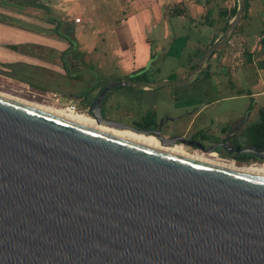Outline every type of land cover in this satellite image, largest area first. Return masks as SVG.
I'll use <instances>...</instances> for the list:
<instances>
[{"label": "water", "instance_id": "95a60500", "mask_svg": "<svg viewBox=\"0 0 264 264\" xmlns=\"http://www.w3.org/2000/svg\"><path fill=\"white\" fill-rule=\"evenodd\" d=\"M247 3L239 0L235 16L246 15ZM236 28L231 20L181 80L113 81L87 114L152 136L104 119L107 93L188 84ZM245 151L264 158V151ZM0 264H264V173L0 94Z\"/></svg>", "mask_w": 264, "mask_h": 264}, {"label": "rangeland", "instance_id": "374dc122", "mask_svg": "<svg viewBox=\"0 0 264 264\" xmlns=\"http://www.w3.org/2000/svg\"><path fill=\"white\" fill-rule=\"evenodd\" d=\"M48 3L60 23L64 26L67 24L73 29L71 31L74 37L72 42L76 43L74 46L76 56L81 62L79 69L86 70L87 73L81 80L64 76L44 82L39 80V77L29 78L27 75L36 71V66L17 62L7 65L4 73L27 81L31 87H19L0 82L1 91L49 104H53V100L48 98L46 100L44 96L47 93L52 95L56 92L62 97L63 104L72 99L82 110L78 100L79 96L88 95L93 86L101 88L120 79L181 80L191 72L193 64L190 62L198 59L197 53H200L201 58L204 55L202 43H205L210 35V30L206 29L208 26H205L206 28L200 33L199 29H195V24L187 19L184 23L170 16L164 17L163 6L158 7L155 0H132L126 13L144 7L150 15L156 14L155 10H159L161 19L159 22L154 20L149 23L147 21L144 23L146 24L145 31L141 32L139 28L146 12L131 18L126 26V31L130 32L131 36V41L129 39L128 42L123 38L121 25L117 23L120 16L114 6V0H50ZM215 7L218 10V6L215 5ZM235 7H238V0ZM42 14H44L42 11L38 12V16ZM79 14L83 17V22L76 25L73 20ZM216 17L219 16L213 15V18L216 19ZM242 20L243 17L239 25ZM38 24L51 28L50 24ZM150 24L152 31L149 28ZM189 26L192 28L190 29ZM248 32L250 38L246 43L249 50L253 45L263 43L261 41L264 38V15L262 13ZM142 34L150 37V46L143 44ZM150 51L153 54L151 58H148L147 54ZM257 54H252L253 59ZM214 55L208 59L198 76L188 84L156 88L120 86L109 92L107 104L119 111H149L156 112L158 115L163 112L177 115L187 106L190 108L192 104H195L200 112L192 114L193 117L196 115L194 119L200 125L211 128H217L226 124L230 118L245 116L248 113H251V117L258 116L259 111L264 115L262 111L264 93L259 94V92H264V83H260L258 77L254 78L253 72L256 65L251 64L246 67L249 70L247 71L240 64H236L240 58L236 56L233 60L236 71L231 72L225 68L227 71L220 74L223 55L218 54L213 58ZM76 70L77 68L74 69ZM188 117L191 118V116ZM210 155L217 157L212 153ZM229 162L236 164L233 161Z\"/></svg>", "mask_w": 264, "mask_h": 264}, {"label": "crops", "instance_id": "0c3cea01", "mask_svg": "<svg viewBox=\"0 0 264 264\" xmlns=\"http://www.w3.org/2000/svg\"><path fill=\"white\" fill-rule=\"evenodd\" d=\"M48 2L50 0H0V82L8 85L14 84L19 87H31L27 81L16 79L4 73L7 65L16 64L17 62L36 66V71L27 75L29 78L39 77V80L44 82L64 76L74 80H81L87 73L86 70L79 69L81 68L79 66L81 62L76 56L74 47L76 43L71 42L74 39L71 32L73 29L67 24L64 26L60 23L52 13ZM131 2L132 0H114V6H116L120 16L117 19V23L121 25L123 38L126 42L129 39L131 41L130 32L126 31V26L128 21L134 16L146 12V16H143V21L139 28L141 32L145 31L146 24L144 25V23L147 21L149 23L154 20L159 22L161 19L159 10H155L156 14H153V16L144 7L126 13ZM155 2L158 7L163 6L164 17L170 16L184 23L185 19H187L195 24V29H199L200 33L206 28L205 26L209 27V29L208 27L206 29L210 30V35L206 42L202 43L203 51H206L209 46L221 38L225 30L226 21L232 20L229 19V11L234 9L237 4V0H162L161 2L155 0ZM247 2V13L243 16L241 24L237 26L228 40L215 52V55L213 54V58L218 54L223 55L220 68L221 74V72L227 70L236 71L233 60L236 56H240L236 64H240L247 71L249 70L246 67L251 66V64L256 65V69L253 72L254 78L258 77L259 82L264 83V38L261 39L263 41L261 45L257 43L253 45L251 50L248 49L246 43L247 39L250 38L248 31L252 24L258 20L261 13L264 15V0H247ZM215 5L218 6V10H216ZM39 11L44 14L38 16ZM213 15H218L219 17L215 19ZM76 17H80L81 20L76 22ZM76 17L73 20L74 24H81L83 17L80 14L76 15ZM38 23L50 24L51 28H46L48 26L43 24L40 26ZM154 27H156V24H154ZM149 28L151 30V24ZM189 28L191 29L192 27L189 26ZM142 37L143 44L150 46V37L144 34H142ZM254 53H258L254 57L255 59L252 57ZM152 54L153 52L150 51L147 54L148 58H151ZM196 57H198L196 61L190 62L193 64L190 70L200 61V53H197ZM75 68H77L76 71H74ZM262 93L264 92H259V94Z\"/></svg>", "mask_w": 264, "mask_h": 264}, {"label": "flooded vegetation", "instance_id": "af4514ba", "mask_svg": "<svg viewBox=\"0 0 264 264\" xmlns=\"http://www.w3.org/2000/svg\"><path fill=\"white\" fill-rule=\"evenodd\" d=\"M101 88L93 86L88 95L79 96L80 106L86 112L92 114L89 111V105ZM109 92L99 110L101 116L108 121L121 123L136 131L147 132L157 138L162 145L180 144L187 151H197L206 155L212 153L217 157L236 162V165L264 163L263 157L245 151V149L264 151V118L260 111L258 116L251 117V113H248L245 116L230 118L226 124L217 128H211L196 122L194 119L196 115L193 117L192 114H197L200 110L195 104H192L190 108L186 105L184 111L177 115L168 112L158 115L156 112L149 111H119L107 104Z\"/></svg>", "mask_w": 264, "mask_h": 264}, {"label": "bare ground", "instance_id": "6f19581e", "mask_svg": "<svg viewBox=\"0 0 264 264\" xmlns=\"http://www.w3.org/2000/svg\"><path fill=\"white\" fill-rule=\"evenodd\" d=\"M239 10V0H238V7H237V11ZM236 11V13H237ZM235 16V15H234ZM242 13L239 11L238 14L232 18V25L234 26H238L241 18H242ZM0 94L40 107V108H44L46 110L58 113L60 115L69 117L71 119L77 120L81 123H84L86 125L92 126L94 128L106 131V132H110L113 134H117L120 136H124V137H128L134 140H138L144 143H148L157 147H161L167 150H171V151H175L178 153H182V154H186V155H190L193 157H197V158H201L204 160H208V161H212V162H216V163H221V164H225V165H229V166H233V167H237V168H242V169H246V170H251V171H255V172H260V173H264V163L262 164H249V165H236V164H232L230 162L224 161V160H220L218 158H214L210 155H206L204 153L201 152H190L185 150L182 146H180V144H176L173 146H167V145H162L159 140L157 138H155L154 136H147L144 134H139L130 130H119V129H115L113 127H109L107 125L98 123L92 116L88 115L87 112H82V111H75L66 107H62V106H58L59 104L56 102H52L53 104H49V103H44V102H39V101H34V100H29L26 98H22L16 95H13L11 93L5 92V91H1L0 90Z\"/></svg>", "mask_w": 264, "mask_h": 264}, {"label": "built area", "instance_id": "2783aa9c", "mask_svg": "<svg viewBox=\"0 0 264 264\" xmlns=\"http://www.w3.org/2000/svg\"><path fill=\"white\" fill-rule=\"evenodd\" d=\"M80 20H81L80 17H76L75 18V21L76 22H79ZM44 97H46V100H48V99L53 100L52 102H56L59 105H62L64 107H66V108H69V109H72V110H75V111H80L81 110V109H79V106L77 105V103L74 100H72V99L68 100V102L66 104L65 103L63 104V102L61 101V98L62 97L60 96V94H58L56 92H54L52 95H50V94L47 93ZM82 112H85L86 113V110H84ZM220 158H222L224 160H227V161H230V160H228L226 158H223V157H220Z\"/></svg>", "mask_w": 264, "mask_h": 264}, {"label": "trees", "instance_id": "16d2710c", "mask_svg": "<svg viewBox=\"0 0 264 264\" xmlns=\"http://www.w3.org/2000/svg\"><path fill=\"white\" fill-rule=\"evenodd\" d=\"M236 11H237V8L236 7L234 9H232V10L229 11V19H232L234 17V15L236 14ZM244 16H245V14H244ZM229 22H230V20H227L226 21L224 28H226V26L229 24ZM262 111L264 112V109H262ZM262 117L264 118V115L263 114H262Z\"/></svg>", "mask_w": 264, "mask_h": 264}]
</instances>
